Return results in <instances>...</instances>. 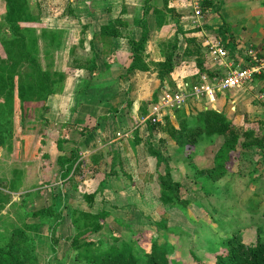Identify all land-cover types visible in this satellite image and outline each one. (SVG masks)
I'll list each match as a JSON object with an SVG mask.
<instances>
[{"label":"crops","instance_id":"crops-1","mask_svg":"<svg viewBox=\"0 0 264 264\" xmlns=\"http://www.w3.org/2000/svg\"><path fill=\"white\" fill-rule=\"evenodd\" d=\"M209 1V7L196 17L189 0H43L50 7L57 2L56 8L64 10L61 13L64 24L59 30L60 43L48 48L47 52L44 41V53L52 69L50 72L63 74L64 80L61 89L45 102L46 130L45 137L40 140L41 147L35 149L39 157L36 173L27 180L23 168H14L6 176V183L0 185V199L8 196L6 202L0 201V238L6 235V231L10 230L13 234L23 229L29 236L44 241L42 246L47 247L50 253L57 256L62 247L63 256L67 257L75 253L70 250V240L75 235L70 220L73 211L96 215L103 210L108 213L106 225L109 228L110 222L122 227L132 225V220L143 222L144 214L134 203L142 204L149 200V194H143V189L137 191V187L140 189L144 183L148 187V183L145 180L138 185L127 173L125 156L134 158L136 150L143 145L144 136L147 144L145 151L154 158V166H163L164 173H159V176L165 175V166L157 165L156 158L149 152V145L166 159L169 178L173 182L182 186L178 173L191 172L192 198L211 190L208 184L212 181L208 182L206 176L196 175L197 166L193 161L189 160L190 163L185 165L181 163L182 167L176 165L177 171L172 169L175 166L170 165L173 161L171 157L177 154L175 148L178 150V147L170 134L165 131L157 134L159 141L175 147V152L168 156L152 143L155 130L149 134L148 124L140 122L148 115L149 105L159 91L168 87L179 89L184 84L191 87L202 74L211 79L226 74V68L207 57L209 44L223 46V42H229L226 62L232 68L248 66L249 51L257 57H264V0ZM106 25L113 33L109 36V31L103 38L101 29ZM42 29L58 32L59 28L54 23H44L38 31L41 33ZM144 32L146 39L140 57L147 69L127 72L133 57L130 42L138 43ZM192 48L199 52L186 57V52ZM166 59L171 60L173 67L160 82L157 78L159 65ZM249 90L260 94V98L263 95L264 99V76L256 77ZM216 94L212 99L205 96L192 98L185 105V110L191 108L188 107L190 102L206 100L202 109L216 111L221 101L227 100L217 99ZM227 101L234 103L235 111L250 113L248 104L241 103L236 96ZM139 117L140 121L137 120ZM166 117L177 129L173 110L164 112L158 123L162 124ZM85 128L93 130L86 133ZM125 128L127 133L123 132ZM138 133L141 141L138 140ZM122 141L128 146L123 154L118 148L122 146ZM71 151H78V162L81 164V173L75 176V181H72L73 170L67 177L64 176V158ZM261 167L260 171H263ZM173 173H176V178ZM226 176L227 173L214 183L219 184ZM16 177H19L18 182L13 185L11 181ZM89 187L93 189L87 191ZM153 196L161 201L159 183L158 193ZM97 197L100 207L93 211ZM169 207L161 205L162 217L168 216ZM51 208L52 216L40 218V215L34 214ZM159 223L153 234H148L150 229H146L145 225L142 230H148V235L157 238L160 232L164 234L165 231L161 227L165 226V222ZM53 225H57L56 236L60 237L54 252L50 244Z\"/></svg>","mask_w":264,"mask_h":264},{"label":"rangeland","instance_id":"rangeland-1","mask_svg":"<svg viewBox=\"0 0 264 264\" xmlns=\"http://www.w3.org/2000/svg\"><path fill=\"white\" fill-rule=\"evenodd\" d=\"M23 1L27 6L25 7V9L27 8V12L37 18L35 22L23 24V27L31 30L26 34L33 39V41L28 42L29 49L28 53L26 52L25 54L36 57L41 68L52 73L50 72L52 69L48 66V58L44 53L45 36L41 39L39 37L40 31L38 30L44 23H48L49 25L54 23L55 26H58L59 29L56 31L60 35L61 31L59 30H62L60 26L64 24V15H61V13H64V10L62 7L56 8L58 6L57 2H53V4L55 3L54 7H50L47 5L49 3L45 2V4L43 0ZM7 11V0H0V37H6L9 40L10 33L3 21ZM12 41L9 40L8 43L10 44L8 46L5 45L6 43L0 42V58L6 60L9 73L15 78V91L10 96V105H12L14 110L7 112L5 116V121L12 125L13 130L11 135L5 133L2 136L3 138H1L6 140L7 145L0 146V185L6 183V176L13 172L14 168H23L26 172L27 180L28 177L30 179L36 173L39 157L35 149L41 147L40 140L45 137L44 131L46 130L44 120L46 103L44 102L43 104L41 102L42 98H36V94L35 96L31 94L29 97L28 95L27 97L23 95L25 91L24 87L29 83L25 82V76L27 73L31 74V70L28 63L23 59L24 55L22 56L19 45L16 42L13 45ZM236 62L239 61L236 60ZM5 69L7 68L5 67ZM33 77H35L34 74ZM219 77L221 76H217L216 78ZM31 82L35 83V80ZM20 89L21 92H19ZM166 89L169 90L171 87ZM249 89L243 91H225L216 94V98H221V100L226 98L229 100L236 96L241 103L248 104V112L250 113L244 114L243 112L239 113L235 111L234 103H230L227 100L225 102L222 100L216 111L223 113L227 121L230 122V127L240 135L251 131L253 133L252 138L256 140V143L254 144L252 138H248L245 140V143L248 144L247 148H243L239 144L236 151L232 154L231 161L228 163L227 176L224 181L215 184L208 180V182H211L208 184L211 190L208 192L203 191L205 194L201 193L195 199L192 198L194 192H192V183H190V181H193L191 172H183L182 175L180 172L178 173L180 181L183 184L179 190L178 201L168 202L167 200L168 203L166 204L164 201H157L156 198H153V194L158 193V177L159 173H164L163 166H158L157 168L154 166V158L149 156L148 152L145 151L147 149L146 136L143 139L140 133H138V140L141 141L142 138L143 145L139 150H136L138 153L136 152L134 158L125 156V160L127 173L135 179L134 181L138 185L141 181L145 180L148 183L149 188L144 183L140 189L137 187V191L143 189V194H149V200L142 202V204L134 203L143 212L144 216L142 217L144 221L132 220V225H126L125 227L118 226V223L114 224L110 222L111 232L119 234L123 239L121 241L132 245L133 253L138 259L136 264L146 263L150 250L153 248L152 244H154L156 252L162 247L165 248L170 264H213L214 256L223 248L224 241L233 234H238L245 244L253 243L257 235L261 239H264V170L260 171L261 166H263L261 168H264V155L262 154L264 153V150H262L264 149V145L262 144V142L264 143L262 139V136H264V99L260 98V94ZM162 95L163 91H159L157 98H161ZM205 101L203 100L198 103L190 102L191 105L189 104L188 107L190 106L191 108L188 110H185V107L178 109L180 119H185L188 123H192L190 126L195 125L197 114L203 111L202 106ZM1 102L3 101L0 100ZM252 117L254 119H251ZM139 118L137 120L140 121L141 118ZM0 119L3 120L2 117ZM158 124L159 126L155 129L152 143H154L155 147L162 149L164 154L168 156H171L175 150L177 151V154H173L171 157L173 163H170L171 166H175L172 167L174 171L178 170L176 165L182 167L183 165L180 164H188L189 160L193 161L199 168H212V157L223 143L222 137L214 133H203L196 138L195 145L189 147L185 146L186 144L184 143L183 147L177 145V150L172 144L168 145L162 140L159 141L158 135L164 131L166 132L163 129L164 127L169 129V124L165 125L166 120L162 124ZM174 124L177 126V123ZM126 131L127 129L125 128L123 132L127 133L128 131ZM178 138L180 139V137ZM242 141L244 140L241 138L239 143ZM183 142L185 140L182 138L181 143ZM159 143L162 144L159 145ZM118 148L123 154L125 153L124 149L128 148V146L125 141H122V146ZM257 150L263 152L258 153ZM31 159L34 161L32 162ZM129 160H131L130 165ZM158 168L160 169L158 170ZM173 176L176 178V173H173ZM125 180L128 182L127 179ZM169 181L171 182V180ZM91 189L93 187H89L87 191ZM5 199H8V197L0 199V201L2 202ZM161 205L170 206L167 210V217H162ZM83 207L85 208L86 206L83 205ZM99 207L100 204L97 197L92 209L96 211ZM156 210L161 212H157ZM159 222H165L167 228L164 234L160 232L161 235L158 234L157 238H154V235L153 237L148 235L154 233L152 231H155V223L160 224ZM144 225L146 229H150V232L142 230ZM10 232V230L6 231L4 237L10 238ZM147 232L149 233L147 234ZM106 235L108 234L103 230L92 234L90 239L95 241L102 238L104 240ZM31 237L34 240L32 243L33 247H28V245L22 248L25 251H33L35 261L33 264H85L82 261L76 262L74 260L75 253H70L67 257H64L62 247L59 248L56 256L54 253H50L47 247L42 246L44 241L40 238H34V236ZM21 245L25 246L24 243H21Z\"/></svg>","mask_w":264,"mask_h":264},{"label":"trees","instance_id":"trees-1","mask_svg":"<svg viewBox=\"0 0 264 264\" xmlns=\"http://www.w3.org/2000/svg\"><path fill=\"white\" fill-rule=\"evenodd\" d=\"M210 4L209 0H202V12L205 11ZM7 5L8 11L3 18V21L10 33L9 40H14L12 41L13 45H15V42L19 45L22 56L24 55L23 59L28 63L31 70V74L27 73L25 76V82L29 83L24 87L25 91L24 93L22 91V93L26 97L27 95L29 97L31 94L34 96L36 94V98H42L41 102L44 104L49 96L55 94L61 89L64 75L57 72L49 73V71L43 70L36 57L25 54L26 52L28 53V42L33 41V39L26 34L31 30L27 27H23V24L35 22L37 21V18L27 12V8L25 9L27 6L23 0H7ZM143 30H145V28H143ZM101 32L103 38H105L107 32H109V36L113 33L108 25L102 27ZM40 34V38L43 39L45 36L46 39L44 38V40L48 41V44L46 42L47 52L48 48H54L60 43L61 36L55 31L42 29ZM145 36L146 33L144 32L138 43L130 42L133 57L127 72L147 69L140 57L144 48ZM9 40L6 39V37H0V42L6 43V46L10 44L8 43ZM102 44H104L103 41ZM223 44V47L226 49L229 42L225 41ZM193 52L197 54L199 51L192 48L186 52V57L190 56ZM7 65L6 60L0 58V100L3 101L0 103V117L3 118V120L0 119V146L7 145L6 140L1 138H3L2 136H4L5 133L11 135L13 130L12 125L5 121L7 112L14 110L12 105H10V96H12V92L15 91V78L9 73ZM5 67L7 69H5ZM172 67L173 64L170 59H166L164 63H160V70L157 75L160 82L165 79L166 74L172 70ZM33 74L35 77H33ZM32 80H35V83H32ZM21 89L19 92H21ZM156 102L157 98L154 97L153 103ZM173 111L176 116L177 129L169 122V118L166 117L165 125L169 124V129L163 126V130H166V132L173 137L178 146L180 145V147H183L184 143L186 144L185 146L189 147L195 145L197 141L196 138L203 133H214L223 138V143L212 157V168L204 169L195 167L197 176H206V178L212 182L218 181L225 176L228 170V163L231 161L232 154L236 151L238 145L240 144L241 147L247 148L248 144L245 143V140L253 137L251 131L244 132L240 135L236 130L230 127V122L227 121L225 115L223 113H218L215 110H203L201 113L197 114L195 125L193 126H190L192 123H188L185 119H180L177 110ZM147 124L149 134L159 126L158 123H152L150 121H148ZM92 130L93 128H85L86 133H89ZM177 136L180 137V139ZM182 138L185 140L183 143H181ZM241 138L244 141L239 143ZM253 141L255 144L256 140L253 139ZM149 152L156 158L157 165L163 164L165 166V175L158 177V183L162 194L161 201L166 202V204L171 201H178L181 185L173 182L169 178V169L166 159L151 145H149ZM78 161V151H71L69 156L64 158V168H66L64 170L66 171L64 176L67 177L73 170L72 178H74L72 181H75V176L81 173V164ZM189 163L190 162H188V164ZM191 164L194 166L193 163ZM18 178L19 177L13 179L11 183L16 185ZM169 180H171V182ZM7 197L8 196L6 195L5 198ZM87 199L90 200L92 197H87ZM34 214L40 215V218L52 216L53 209H44ZM56 218L58 219V216ZM107 218L108 213L103 210L96 215L79 213L76 211L71 212L70 220L74 227L75 235L70 240V250L75 252L74 260L76 262L82 261L85 264H136L138 259L133 253L132 245L122 242L121 237L111 232L110 228L106 225ZM56 226L57 225H53L50 231V244L53 252L55 251V246L60 240V237L56 236ZM156 227L158 228L157 224ZM161 227L166 230L165 226L161 225ZM103 230L108 234L104 240L102 238L95 241L88 239L89 235ZM21 243H24L25 246L21 245ZM32 243L33 238L26 234L23 229L14 231L10 238H0V264L35 263L33 251H25V249L22 248L28 245V247H32ZM151 246L153 248L150 250L145 264H170L167 259L165 248H157L158 252H156L154 244ZM213 264H264V239H261L259 235H257V238L253 243L245 244L238 234H233L224 241L223 248L214 256Z\"/></svg>","mask_w":264,"mask_h":264},{"label":"built area","instance_id":"built-area-1","mask_svg":"<svg viewBox=\"0 0 264 264\" xmlns=\"http://www.w3.org/2000/svg\"><path fill=\"white\" fill-rule=\"evenodd\" d=\"M196 17L201 15V1L189 0ZM250 63L246 67H233L226 62L228 51L219 43L209 44L207 47V57L221 67L226 68V74L211 79L205 74L199 76V80L189 87L182 85L179 89H166L162 97L156 103H152L148 108V115L142 119L141 124L148 121L152 123L160 122V117L164 112L184 108L192 98L199 99L203 96L213 98L216 93L225 91L247 90L252 86L256 77L264 76V57H257L252 51L248 52ZM189 87V89H188ZM263 98V95L261 96ZM117 137H121L117 134Z\"/></svg>","mask_w":264,"mask_h":264}]
</instances>
